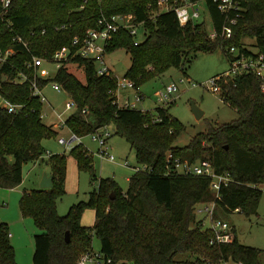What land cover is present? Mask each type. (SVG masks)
Instances as JSON below:
<instances>
[{
    "label": "trees",
    "instance_id": "16d2710c",
    "mask_svg": "<svg viewBox=\"0 0 264 264\" xmlns=\"http://www.w3.org/2000/svg\"><path fill=\"white\" fill-rule=\"evenodd\" d=\"M158 1L11 0L0 19V49L13 48L15 52L0 64V96L24 104L25 109L10 113L0 105V188L19 185L23 165L44 155L42 139L57 135L52 125L43 122L44 104L32 95L30 82L13 79L20 71L33 77L24 64L30 51L50 57L75 35L94 27L99 14H132L143 26L146 34L137 44L135 36L121 28L106 49L107 53L117 48L128 51L130 65L124 77L138 86L171 67L185 71L198 51L220 48L226 54L228 46H240L245 37L254 39L264 52V0H241L242 12L228 38H210L203 21L181 25L175 11L160 10ZM178 2L167 0L168 5ZM205 2L212 26L219 30L224 16L212 0ZM18 35L28 41L29 49L13 39ZM2 76H6L4 81ZM51 80L75 103L65 119L73 134L82 137L112 126L111 133L129 142L136 162L152 170L133 172L125 190L114 178L100 177L86 201L71 204L66 214L59 215L56 203L65 191L66 158L64 153L50 155L52 186L31 189L19 199L21 215L31 217L39 229L33 236V264H76L81 253L92 249L93 236L99 240L100 252L110 259L103 264H199L228 258L264 264L263 250L241 244L236 234L230 242L209 243L212 232L195 215L197 203L214 197L208 177L165 173L169 152L189 161L208 159L216 173L231 178L220 186L213 217L222 218L221 213L235 210L246 216L256 214L264 188V79L253 74L220 79V96L236 110L237 117L208 126L183 147L174 144L185 128L179 119L163 105L155 111L118 107L108 93L115 88V79L98 75L93 60L69 59L52 78H37V84L43 87ZM156 117L159 120L155 121ZM70 154L79 169L91 170L92 155L82 143L73 145ZM90 178L96 179L92 170ZM87 208L94 210L91 226L81 223ZM67 230L68 241L64 238ZM0 264H19L4 222L0 223Z\"/></svg>",
    "mask_w": 264,
    "mask_h": 264
},
{
    "label": "rangeland",
    "instance_id": "374dc122",
    "mask_svg": "<svg viewBox=\"0 0 264 264\" xmlns=\"http://www.w3.org/2000/svg\"><path fill=\"white\" fill-rule=\"evenodd\" d=\"M164 7H166V4H159L160 10ZM196 8L200 11V17L197 21H203L207 31L212 30L210 13L205 0H200L196 4ZM145 34L143 26L138 25V33L135 39L141 41L144 39ZM242 44L250 51L257 50L254 39L245 37L242 39ZM105 64L112 74L123 77L130 65V55L125 48L114 49L105 55ZM47 67L50 70V76H53L58 68L53 63H48ZM228 67L227 55L220 48L206 52L198 51L186 66L185 71L177 67H171L142 84L140 90L144 95V99L138 104V107L144 111H155L157 106L163 105L171 115L179 119L185 125V128L177 136L174 144L183 147L195 134L205 131L208 126L229 122L237 117L236 110L221 98L220 93L203 86L204 82L226 71ZM171 83L177 86V90L173 94L175 99L168 104L158 102L155 92L164 89L166 85ZM42 93L46 97L42 110L45 113L42 116L43 122L52 125L55 130L57 129V135L42 139V146L45 149L44 155L34 164L27 162L23 165V180L19 185L13 188H0V202L4 201V204L0 205V222L8 225L15 259L19 264H33V233L35 228H38L31 217L21 215L19 199L23 190L40 188L39 184L43 173L51 174L48 157L45 155L47 151L51 155L64 153L66 158L63 185L65 191L56 203L59 215L66 214L71 204L81 200L86 201L89 193L97 188L100 177L114 178L122 190H125L128 185L127 177L134 172L133 166L138 165L133 149L130 148L129 142L122 136L111 133L108 140L109 152L114 156L113 162L100 158L96 154L97 142L92 140L91 134L88 133L80 137L79 141L93 157L91 170L96 174V179L91 180V170L87 168L79 169L76 160L70 154L73 142L63 145L58 141L59 137L68 139L69 131L66 126L59 127L55 113L62 112L63 118L70 114L73 108L65 110V102L70 97L64 91L53 90L51 82L46 84ZM2 102L0 96V104ZM191 102L203 112L199 118L193 113ZM107 128L110 131L112 130V126H107ZM125 161L128 165L124 164ZM39 175H41L40 178ZM203 206V202L196 204L195 215L197 219L204 218V224L207 226L210 223L209 218L204 217L203 212L197 211ZM220 215L234 227L236 238L241 244L263 250L262 259L264 260V188L262 189L256 214L246 216L235 210ZM93 219L94 210L92 208L85 209L81 216V223L91 226ZM91 245L93 251L99 250L97 237H92ZM178 258H185V255H178Z\"/></svg>",
    "mask_w": 264,
    "mask_h": 264
},
{
    "label": "built area",
    "instance_id": "2783aa9c",
    "mask_svg": "<svg viewBox=\"0 0 264 264\" xmlns=\"http://www.w3.org/2000/svg\"><path fill=\"white\" fill-rule=\"evenodd\" d=\"M200 1V0H199ZM199 1L180 0L178 3L172 5L167 4V0H159L160 5H165L164 9L172 8L178 18L181 25H185L189 22L197 21L200 17V11L196 8V4ZM224 16L223 23L220 29L212 27V30L208 31L210 38L223 37L228 38L232 33V26L237 22V18L241 14L242 6L241 0H212ZM11 4V0H0V19H4ZM138 25L140 22L135 20V16L126 13L115 14H99L94 27L88 28L85 32L78 36L75 35L71 43L63 45L57 48L50 57L45 58L30 51V57L25 60L26 70H30L33 73V77L29 78L25 71H20L13 79L16 82L22 83L26 80L30 82V88L33 96H38L39 100L44 103L46 97L42 93V87L37 84V78H52L50 76V70L47 67L48 63L56 64L59 67L61 64L74 57H82L91 59L95 63L96 73L98 75L109 76L115 79V88L109 89L108 93L112 98V102L118 107L129 109H140L138 104L144 99V95L140 90V86L136 85L131 79L127 77H118L112 74L108 66L105 64V55L107 54L108 43L112 40L113 35L119 29L124 28L129 31L130 34L136 36L138 33ZM61 28L64 25L60 26ZM45 29L41 30L44 33ZM14 40L21 43L25 48H28V41L21 36L13 37ZM138 40H134V44H137ZM15 52L13 48H8L4 51L0 49V64L5 62L8 56ZM226 55L229 61V67L226 71L219 73L209 80L203 83L204 87L211 89L214 92L220 93V86L218 81L220 79H226L228 77H234L242 74H253L264 79V52L259 50L250 51L243 44L240 46L230 45L226 48ZM51 82V87L55 91H64L62 87L54 80ZM48 82V83H49ZM47 83V84H48ZM177 86L174 83L168 84L162 90L155 92L156 100L162 104H168L172 102L175 97L173 94L176 92ZM65 92V91H64ZM127 92H132L131 95ZM1 106L6 108L10 113H19L25 109V105L22 103H12L6 99H3ZM75 106L74 101L70 98L65 102V110L72 109ZM141 111H144L140 109ZM86 112V109H83ZM45 113L41 112V116ZM55 118L59 126H65V119L62 116V112L55 113ZM159 120L158 117L155 121ZM92 140L97 142L98 148L96 154L100 158L107 159L114 162V156L109 152L107 147V139L111 135V131L107 126L100 127L90 132ZM70 142L76 140L77 143L80 137L72 134L70 136ZM59 143L65 144L67 140L63 137L58 138ZM90 154V153H89ZM46 155L50 156L49 152ZM124 164H128L126 161ZM134 172L150 171V167H145L142 164L133 166ZM166 174L182 173L191 175H200L209 178V188L214 194L213 199L204 203L202 208L197 209L198 212H203L204 217L209 218V225L202 223L203 227L209 228L212 232L209 238L210 244H221L232 241L235 238L234 227L224 218L213 217V211L215 207V199L219 197V189L222 184H226L231 178L227 174L216 173L211 162L208 159H198L195 161H189L187 159H181L178 156H173L170 152L166 156L165 165ZM204 221V218H201ZM110 262V259L105 258L103 253L93 251V249L85 251L79 255L76 264H103ZM199 264H243L242 261L233 260L231 258L221 260L217 263H199Z\"/></svg>",
    "mask_w": 264,
    "mask_h": 264
},
{
    "label": "water",
    "instance_id": "95a60500",
    "mask_svg": "<svg viewBox=\"0 0 264 264\" xmlns=\"http://www.w3.org/2000/svg\"><path fill=\"white\" fill-rule=\"evenodd\" d=\"M5 79H6V76H2L1 81H4ZM191 108L197 118H199L202 115L203 112L199 108H197V106H195L193 102H191ZM52 184H53L52 175L43 173L42 178L40 180V184H39L40 188H50ZM64 238L66 241L69 240L68 230L65 232Z\"/></svg>",
    "mask_w": 264,
    "mask_h": 264
},
{
    "label": "crops",
    "instance_id": "0c3cea01",
    "mask_svg": "<svg viewBox=\"0 0 264 264\" xmlns=\"http://www.w3.org/2000/svg\"><path fill=\"white\" fill-rule=\"evenodd\" d=\"M161 10H164V8H162ZM45 86H46V85H45ZM45 86L42 87V91H43V89L45 88ZM127 94L131 95L132 92H127ZM59 127H60V126H59ZM59 127H57V128H59ZM61 127H63V126H61ZM67 129H68V128H67ZM56 130H57V129H56ZM68 131H69V138L66 139V140H67V143H65V144H63V145H67V144L69 143V141L71 140V139H70V136H71L73 133H72L69 129H68ZM110 136H111V135H110ZM110 136H109V138H110ZM109 138L107 139V147H108V149H109V147H110V146H109V143H108ZM72 142H73V143H72L73 145L77 144V141H76V140H73ZM70 143H71V142H70ZM73 145H72V146H73ZM97 148H98V145H97ZM70 149H71V148H70ZM129 149H130V148H129ZM47 152H48V151H47ZM49 153H50V152H49ZM45 155H46V154H45ZM46 157H49V156L46 155ZM41 158H42V157H41ZM92 158H93V157H92ZM36 161H37V160H36ZM36 161H35V162H36ZM35 162H32V163L34 164ZM72 165H73V167H74V162H73ZM126 165H128V164H126ZM22 169H23V168H22ZM131 175H132V174H131ZM131 175H130V176H131ZM40 176H41V175H39V178H40ZM130 176L127 177V180H129V177H130ZM105 177H108V176H105ZM22 180H23V178H22ZM21 182H22V181H21ZM38 188H39V187H38ZM126 188H127V187H126ZM31 189H34V188H31ZM31 189L23 190L22 194H23L24 192H29ZM2 202H4V201H2ZM200 219H201V218H200ZM93 222H94V219H93ZM203 222H204V221H203ZM0 223H1V222H0ZM6 224H7V223H6ZM92 224H93V223H92ZM38 232H39V229H38V228H35L33 234H36V233H38ZM17 263H18V262H17Z\"/></svg>",
    "mask_w": 264,
    "mask_h": 264
}]
</instances>
